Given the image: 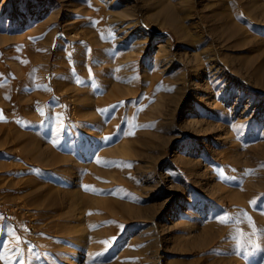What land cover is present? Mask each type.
Segmentation results:
<instances>
[{
    "label": "rangeland",
    "instance_id": "obj_1",
    "mask_svg": "<svg viewBox=\"0 0 264 264\" xmlns=\"http://www.w3.org/2000/svg\"><path fill=\"white\" fill-rule=\"evenodd\" d=\"M0 264H264V0H0Z\"/></svg>",
    "mask_w": 264,
    "mask_h": 264
},
{
    "label": "bare ground",
    "instance_id": "obj_2",
    "mask_svg": "<svg viewBox=\"0 0 264 264\" xmlns=\"http://www.w3.org/2000/svg\"><path fill=\"white\" fill-rule=\"evenodd\" d=\"M35 30H36V29H33V30L29 31L28 34H31V32L34 33ZM79 70H80V69H79ZM103 143H104V142H103ZM63 161H64V162H70L71 159H69V158H67V157H64ZM64 171H68V169H65ZM235 261H236V260H235Z\"/></svg>",
    "mask_w": 264,
    "mask_h": 264
}]
</instances>
